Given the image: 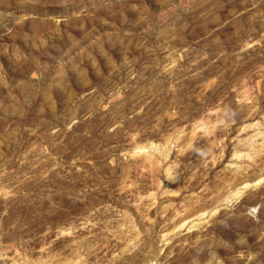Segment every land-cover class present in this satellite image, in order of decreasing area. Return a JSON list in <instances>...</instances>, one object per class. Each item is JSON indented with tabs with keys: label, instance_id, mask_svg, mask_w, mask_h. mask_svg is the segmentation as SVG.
<instances>
[{
	"label": "rangeland",
	"instance_id": "obj_1",
	"mask_svg": "<svg viewBox=\"0 0 264 264\" xmlns=\"http://www.w3.org/2000/svg\"><path fill=\"white\" fill-rule=\"evenodd\" d=\"M0 264H264V0H0Z\"/></svg>",
	"mask_w": 264,
	"mask_h": 264
},
{
	"label": "bare ground",
	"instance_id": "obj_2",
	"mask_svg": "<svg viewBox=\"0 0 264 264\" xmlns=\"http://www.w3.org/2000/svg\"><path fill=\"white\" fill-rule=\"evenodd\" d=\"M139 148H142V147H139ZM236 155L240 156L239 153H237ZM260 182H262V180L259 181L258 183H260ZM258 183H257V184H258ZM249 186H251V185H250V184H247L244 188H247V187H249ZM241 194H242V191H238V192H236L234 195H235V197L237 198V197H239Z\"/></svg>",
	"mask_w": 264,
	"mask_h": 264
}]
</instances>
